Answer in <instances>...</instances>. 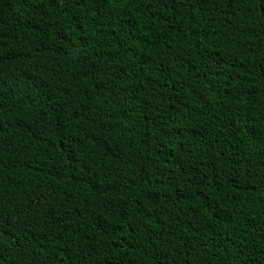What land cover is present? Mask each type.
I'll return each mask as SVG.
<instances>
[{
	"label": "trees",
	"instance_id": "1",
	"mask_svg": "<svg viewBox=\"0 0 264 264\" xmlns=\"http://www.w3.org/2000/svg\"><path fill=\"white\" fill-rule=\"evenodd\" d=\"M0 264H264V0H0Z\"/></svg>",
	"mask_w": 264,
	"mask_h": 264
}]
</instances>
